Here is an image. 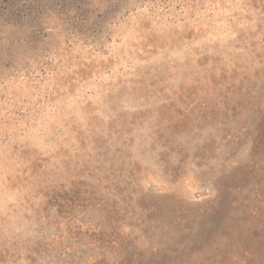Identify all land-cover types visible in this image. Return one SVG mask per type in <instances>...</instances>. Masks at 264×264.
Segmentation results:
<instances>
[{
	"label": "rangeland",
	"instance_id": "1",
	"mask_svg": "<svg viewBox=\"0 0 264 264\" xmlns=\"http://www.w3.org/2000/svg\"><path fill=\"white\" fill-rule=\"evenodd\" d=\"M0 264H264V0H0Z\"/></svg>",
	"mask_w": 264,
	"mask_h": 264
}]
</instances>
